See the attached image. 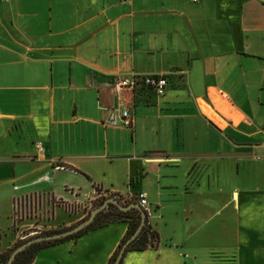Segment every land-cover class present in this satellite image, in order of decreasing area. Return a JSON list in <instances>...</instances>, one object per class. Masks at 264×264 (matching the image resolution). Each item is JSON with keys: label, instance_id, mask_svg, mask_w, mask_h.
<instances>
[{"label": "crops", "instance_id": "crops-1", "mask_svg": "<svg viewBox=\"0 0 264 264\" xmlns=\"http://www.w3.org/2000/svg\"><path fill=\"white\" fill-rule=\"evenodd\" d=\"M131 72L170 74L165 93L118 95L114 79ZM121 102L131 128L108 123ZM174 119L204 131L200 149L127 139L153 120L173 136ZM260 149L264 0H0V251L17 238L2 243L3 218L17 236L71 226L126 174L120 194H146L161 240L121 264H264ZM127 226L49 245L31 264H107Z\"/></svg>", "mask_w": 264, "mask_h": 264}, {"label": "trees", "instance_id": "trees-1", "mask_svg": "<svg viewBox=\"0 0 264 264\" xmlns=\"http://www.w3.org/2000/svg\"><path fill=\"white\" fill-rule=\"evenodd\" d=\"M110 195L118 196V199L121 201L122 204H129V200L122 202V195L118 192H113ZM110 196H105L99 200L98 203L95 205L99 206L101 205L106 198ZM131 201H136L135 197ZM85 218V217H84ZM116 220H122L126 221L127 231L123 238L121 239L119 245L109 258L107 264H113L117 258V255L119 254V251L121 250L122 246L125 244V242L129 239V237L135 232L137 227L139 226L141 220H142V211L138 207H131L129 209H122L117 204L111 202L109 203L105 208H103L101 211L98 212L95 219L90 223L88 226H86L84 229L71 234L69 236L63 237V238H57V239H51V240H42L38 242H34L31 245L27 246L25 249H23L21 252H19L16 256V258L13 261V264H31L33 259L35 258L37 252L49 245H53L56 243H59L61 241L67 240V239H76L79 236H81L83 233L90 229H94L97 227H100L102 225L111 223ZM74 225V224H73ZM72 226V225H71ZM69 226L60 228V229H50L46 231H42L41 234H47L52 233L56 231H60L62 229H65ZM161 238L159 231L157 228L153 225L151 222V219L147 216L146 222L140 231V233L137 235L136 238H134L128 245V250H144L149 247H157L159 245ZM26 240H18L14 243V245L6 250L0 251V264H7L10 251H12L16 246L23 243Z\"/></svg>", "mask_w": 264, "mask_h": 264}, {"label": "rangeland", "instance_id": "rangeland-1", "mask_svg": "<svg viewBox=\"0 0 264 264\" xmlns=\"http://www.w3.org/2000/svg\"><path fill=\"white\" fill-rule=\"evenodd\" d=\"M185 122L187 125V128H186L187 132L184 135L182 126H183V123H185ZM151 124H152V126H151V132L150 133L145 131V130L141 131L136 136L137 137L136 140H135V136H133L130 133L127 137V139L130 140V143L131 142L134 143V141H137L139 147H141L143 149L142 152H145L144 149H150L152 147V146H150V144L158 145V143H160V141H161V143H165V144L168 143L171 146L170 140L174 141L175 143L177 141L179 143V145L183 148L189 147L190 149L192 148L193 150H198V149H200V145L202 143V138H204V135H205L204 131L201 128H198L197 124L193 120H190V119H186V120L174 119L172 122V126H173L172 132L174 133L173 136L169 135V132H167L164 129L166 126L165 123H163V126H162L163 130H162L161 134H159L156 131V124H157L156 121L153 120L151 122ZM256 153L260 154L261 156H264V151L262 152V149L257 150ZM129 183H130L129 177L126 174H122L121 176L116 178V187H117L116 189H118V191H120V193H124L128 190L129 185H130ZM139 187H141V185L136 184L134 189H138ZM75 189L80 190L81 193L86 191L85 188L75 187ZM67 193L69 194V192H67ZM105 196H114V197L118 198V196L110 195V194L100 195L99 198L93 200V203L91 204L92 206L90 207V211L88 212V214L85 217H87L91 213L92 209L97 207V205H95V204L98 203L99 200ZM123 200H125V201L129 200L130 202H135V201H131L132 198H130V197L126 198L125 196H122V202H123ZM58 211H59V213H58L59 219L68 217V214L63 209L59 208ZM153 213H154V210H153ZM151 222L153 223L152 218H151ZM153 225L155 226L154 223H153ZM60 228H63V227H59V228H55V229H60ZM46 230H50V229H46L45 227L38 228V227H36V225L33 224L30 227H25L22 231H20L19 235L17 236L18 232L15 229L13 230L10 220L3 218V231H2V240L1 241H2V243L8 242L10 239H12L14 234H15L14 236L17 237L16 241L27 240L31 237L40 235L42 233V231H46Z\"/></svg>", "mask_w": 264, "mask_h": 264}, {"label": "built area", "instance_id": "built-area-1", "mask_svg": "<svg viewBox=\"0 0 264 264\" xmlns=\"http://www.w3.org/2000/svg\"><path fill=\"white\" fill-rule=\"evenodd\" d=\"M168 73H138L131 72L126 74H120L116 76L112 83L114 91L122 96L125 89L132 91H149L155 95H163L169 84ZM108 123L112 125H120L122 127L131 128L134 124V114L131 111L129 105L125 102H121V105L117 109H111L108 118ZM37 148L40 151H44L45 146L42 142L36 143ZM135 200L144 208L147 216L151 219L153 216V209L149 206L146 194L139 192L132 196Z\"/></svg>", "mask_w": 264, "mask_h": 264}, {"label": "water", "instance_id": "water-1", "mask_svg": "<svg viewBox=\"0 0 264 264\" xmlns=\"http://www.w3.org/2000/svg\"><path fill=\"white\" fill-rule=\"evenodd\" d=\"M209 122L213 126L218 128L212 120H209ZM111 202L117 204L122 209H129L131 207H138L142 211V220H141L139 226L137 227L135 232L129 237V239L125 242V244L122 246L121 250L119 251V254L117 255L115 262L113 263V264H121V262L125 256V253L127 251V247L129 245V243L134 238H136L137 235L142 230V228L146 222V219H147V214H146V211L144 210V208L137 201L130 202L129 204H122L121 201L114 196H110V197L106 198L101 205L92 209L91 213L87 217L83 218L82 220L75 223L74 225L69 226L65 229H62L60 231L47 233V234H40V235L31 237V238L27 239L26 241H24L23 243L19 244L18 246H16L11 251L7 264H13V261L16 258L17 254L34 242H38V241H42V240H51V239L63 238V237L69 236L71 234H74V233L84 229L86 226H88L90 223H92V221L95 219L98 212L101 211L103 208H105Z\"/></svg>", "mask_w": 264, "mask_h": 264}]
</instances>
